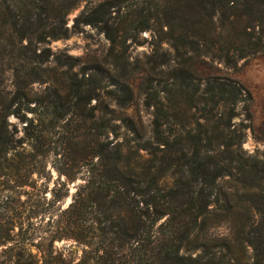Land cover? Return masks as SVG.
Instances as JSON below:
<instances>
[{
    "label": "trees",
    "instance_id": "16d2710c",
    "mask_svg": "<svg viewBox=\"0 0 264 264\" xmlns=\"http://www.w3.org/2000/svg\"><path fill=\"white\" fill-rule=\"evenodd\" d=\"M119 1L142 14L139 29L124 26V15L111 21L105 2L76 21L97 26L112 44L121 34L157 28L182 57L172 68L176 106L156 107L150 136L134 131L133 145L108 138L116 115L108 116L103 100L100 112L84 115L82 139L34 141L19 150L9 116L22 117L38 104L48 132L90 102L100 78L67 71L61 84L49 81L47 103L31 96L28 87L39 75L33 62L49 61V49L37 52L38 42L65 36L74 0H0V177L31 186L52 154L58 174L74 181L62 159L84 162L83 182L58 209L47 245L38 246L39 264H70L53 246L65 237L83 245L81 264H264V161L245 155L243 134L232 128L244 89L199 74L206 57L211 66L229 65L263 50L255 29L264 27V0ZM164 63L171 66L168 58ZM222 223L226 232H216Z\"/></svg>",
    "mask_w": 264,
    "mask_h": 264
},
{
    "label": "rangeland",
    "instance_id": "374dc122",
    "mask_svg": "<svg viewBox=\"0 0 264 264\" xmlns=\"http://www.w3.org/2000/svg\"><path fill=\"white\" fill-rule=\"evenodd\" d=\"M102 2L111 10V21L124 15V26L141 27L142 14L136 7L129 6L128 2L74 0V7L64 18V26L67 28L65 36H48L45 42H38L37 52L43 48L49 49V61L33 62L39 75L29 85L28 92L39 98L41 103H47L50 97V91L46 89L49 81L61 84L67 71L76 74L78 78L83 74L91 79L98 77L100 85L92 93L89 103L79 104L75 113L67 116L69 120L61 119L53 129L49 127L51 130L48 132L42 126V109L38 104L34 106L32 103L30 107L33 110L25 111L22 117L9 116L8 127L18 140L17 149H27L34 141L54 145L82 139L78 134L82 131L84 115L93 111L100 112L105 105L103 100L108 102L105 109L108 116L116 115L112 120L116 132H109L108 138L114 142L128 139L133 145L134 131L143 133V139L150 136L156 107L161 103L176 106L177 94L171 80L177 71L172 68L181 60V55L170 46V40L161 39L163 36L155 27L153 30L133 31V36L124 37L121 34L117 42L112 44L97 26L76 21L80 14L90 13ZM143 2L146 4L148 1ZM255 32L262 35L264 41V27H256ZM56 57L61 61L58 62ZM165 58L170 60L171 66L164 63ZM210 64L209 57L199 62V74L203 80L218 76L243 87L245 100L236 107L238 114L232 118V128L243 134L241 144L245 155L264 161V47L262 51L238 59L234 64L227 65L221 61H214L213 66ZM5 78L9 84L12 72L7 71ZM110 97L112 102H109ZM123 102L126 104L122 107ZM55 162V156L47 155L41 174L32 175L31 186H18L14 178L0 177V264H39L38 246L47 245L50 233L56 230L58 209L64 208L71 201L73 193L83 182V161L66 157L61 161L66 163L67 170L76 177L74 181L58 174L52 166ZM165 181L168 182L169 178H165ZM56 192L63 194L59 201L54 199ZM214 230L226 232V224L222 223ZM53 246L65 255L70 264H81L83 245L78 241L65 237L55 240Z\"/></svg>",
    "mask_w": 264,
    "mask_h": 264
}]
</instances>
